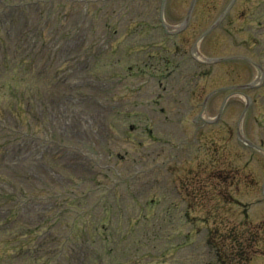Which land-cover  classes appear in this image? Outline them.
Returning a JSON list of instances; mask_svg holds the SVG:
<instances>
[{
	"label": "rangeland",
	"instance_id": "rangeland-1",
	"mask_svg": "<svg viewBox=\"0 0 264 264\" xmlns=\"http://www.w3.org/2000/svg\"><path fill=\"white\" fill-rule=\"evenodd\" d=\"M78 1H57L36 10L29 6L14 17L0 11V37L11 43L0 47L1 52L12 53L3 68L0 64V107L10 121L0 126V195L10 203L27 204V214L16 218L7 216L11 207L0 210V264H75L72 248L78 247L84 251L80 264H218L215 257L221 256L227 264H264V155L237 141L246 99L236 95L242 92L250 102L242 121L244 136L264 146V16L253 31L245 26L249 20L241 18L253 11L264 14V0H237L227 21L198 46L197 38L225 9V0H200L199 12L174 36L171 32L181 27L191 0H169L168 34L158 22L162 0H110L96 7L93 0ZM212 2L218 8H211ZM12 18L13 25L7 20ZM55 29L84 31V46L72 53L77 60H35L38 65L33 67L27 52L48 55L35 36L42 31L48 40ZM197 56H241L261 71L243 60L208 65ZM79 66L85 77L101 80L99 90L90 84L78 87ZM250 84L248 90L236 89ZM223 88L205 109V119L218 117L227 98L219 120L201 123L204 98ZM84 93L99 106L108 102L122 112L131 111L136 126L150 129L136 135L139 150L123 144L122 134L113 130L107 135L118 138L103 143L110 155H104L106 149L95 150L106 134L99 122L72 139L78 164L74 148L52 144L50 153L43 151L48 145L38 135L44 128L34 127L42 126L39 119L45 114H30L28 109L34 94L53 101ZM50 130L53 134L62 129L51 123ZM156 137L163 144H155ZM29 167L41 173L40 180L26 184ZM46 196L55 207L50 213L42 208ZM37 215L50 217L48 246L53 240L60 245L48 247L39 238V250H32L37 262L25 261L21 253L13 261L14 249L33 248L34 237L45 234L43 227L36 228ZM91 226L98 227L96 234ZM72 227L83 237L71 238ZM106 238L113 242L104 252L101 242Z\"/></svg>",
	"mask_w": 264,
	"mask_h": 264
},
{
	"label": "bare ground",
	"instance_id": "bare-ground-1",
	"mask_svg": "<svg viewBox=\"0 0 264 264\" xmlns=\"http://www.w3.org/2000/svg\"><path fill=\"white\" fill-rule=\"evenodd\" d=\"M199 48V47H198Z\"/></svg>",
	"mask_w": 264,
	"mask_h": 264
}]
</instances>
